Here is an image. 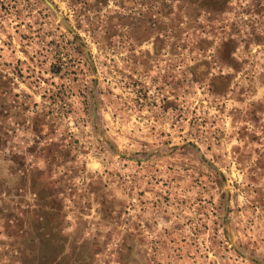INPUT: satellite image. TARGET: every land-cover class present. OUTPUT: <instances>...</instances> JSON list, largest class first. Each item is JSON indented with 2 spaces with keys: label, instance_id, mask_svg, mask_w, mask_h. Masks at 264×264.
<instances>
[{
  "label": "rangeland",
  "instance_id": "rangeland-1",
  "mask_svg": "<svg viewBox=\"0 0 264 264\" xmlns=\"http://www.w3.org/2000/svg\"><path fill=\"white\" fill-rule=\"evenodd\" d=\"M0 264H264V0H0Z\"/></svg>",
  "mask_w": 264,
  "mask_h": 264
}]
</instances>
